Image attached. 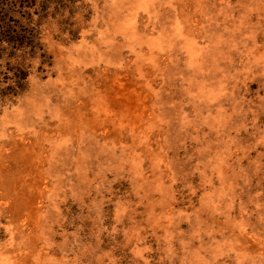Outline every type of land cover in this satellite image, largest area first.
Segmentation results:
<instances>
[{"label": "rangeland", "instance_id": "obj_1", "mask_svg": "<svg viewBox=\"0 0 264 264\" xmlns=\"http://www.w3.org/2000/svg\"><path fill=\"white\" fill-rule=\"evenodd\" d=\"M0 13L40 43L0 98V264H264V0Z\"/></svg>", "mask_w": 264, "mask_h": 264}, {"label": "trees", "instance_id": "obj_2", "mask_svg": "<svg viewBox=\"0 0 264 264\" xmlns=\"http://www.w3.org/2000/svg\"><path fill=\"white\" fill-rule=\"evenodd\" d=\"M0 13V61L4 69L0 71V98L17 97L27 87L30 74L27 60L34 55L40 43L38 32L7 21Z\"/></svg>", "mask_w": 264, "mask_h": 264}]
</instances>
